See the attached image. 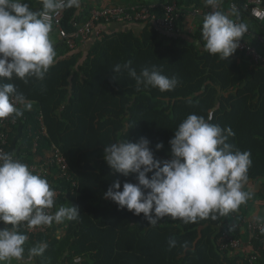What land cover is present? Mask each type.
Masks as SVG:
<instances>
[{"label": "trees", "instance_id": "1", "mask_svg": "<svg viewBox=\"0 0 264 264\" xmlns=\"http://www.w3.org/2000/svg\"><path fill=\"white\" fill-rule=\"evenodd\" d=\"M246 1L224 0L221 10L228 12L232 4L236 7L238 22L248 25L240 40L258 52L261 59L257 62L245 51L236 50L228 60L204 51L203 17L195 18L199 21L197 31L185 33L189 12L201 10L206 15L211 10L203 0H158L157 5L138 7L153 6L159 17L162 6L175 3L179 18L173 34L157 31L151 21L125 23L139 26L140 32L125 28L102 34L84 60L77 50L69 51L59 43L54 45L55 63L43 80L33 79L28 84L18 79L5 81L34 102L30 111L17 118L16 126L8 128L7 152H14L15 158L29 167L43 163L54 145L77 183V188H72L71 180L58 178L56 168L51 169L45 179L51 189L62 193L54 203L55 211L72 205L80 215L75 221L53 222L45 233L29 238L24 245L25 260H29V248L47 242L45 253L30 260L33 264H234V259L220 250L218 237L226 232L245 241V233L229 229L234 221H253L244 220L246 209L257 200L264 201V20L250 16ZM89 18L90 11L65 9L62 28L72 32L74 25L81 26ZM127 61L138 73L155 65L163 75H175L179 83L166 92L143 86L138 89L126 72L113 71L116 64ZM189 114L231 128L235 135L227 142L235 150L250 152L247 184L260 183L258 193H252L238 211L216 221L184 224L166 217L156 226H150L143 214L119 209L104 197L114 181H120L121 191L125 182L138 183L135 174L123 177L111 171L104 160V147L145 138L156 159L168 160L169 141ZM39 115L48 137L33 151L29 134L38 130ZM157 144L163 147L157 150ZM0 227L4 225L0 223ZM19 231L25 234L23 227ZM170 237L177 243L169 250ZM259 238L262 241L264 233L259 232ZM185 242L186 249L181 247ZM261 244L253 241V249ZM257 253V264H264V251Z\"/></svg>", "mask_w": 264, "mask_h": 264}, {"label": "clouds", "instance_id": "2", "mask_svg": "<svg viewBox=\"0 0 264 264\" xmlns=\"http://www.w3.org/2000/svg\"><path fill=\"white\" fill-rule=\"evenodd\" d=\"M211 9L203 18L201 35L203 50L228 60L239 41L248 31L245 22H238L235 6L221 10L224 0H204ZM41 11H34L24 0H0V121L13 120L30 111L33 101L27 100L12 81L24 84L43 80L55 63L57 53L50 38L53 14L64 9H79L81 0H40ZM235 17V18H233ZM115 73L126 72L135 80L137 88H156L161 92L174 90L179 81L173 75L162 74L155 65L145 66L139 73L131 61L116 64ZM235 133L231 128H221L203 116L189 114L170 139L168 160H158L141 138L132 143L126 140L104 147V160L113 173L123 177L136 175L138 183L114 181L104 193L119 209L143 217L150 226L162 218L179 219L184 224L210 219L216 221L238 211L252 198L245 191L251 154L235 150L227 141ZM162 144H157L160 150ZM152 173L149 177L148 174ZM55 191L48 181L34 174L29 167L15 158V153L0 150V264H27L24 245L28 236L21 227L34 229L50 226L53 222L75 221L80 211L76 206L54 207ZM262 225L264 218L256 217ZM175 238L168 240L169 250L176 246ZM187 248L185 242L181 245ZM47 242H39L28 249V259L42 256Z\"/></svg>", "mask_w": 264, "mask_h": 264}, {"label": "built area", "instance_id": "3", "mask_svg": "<svg viewBox=\"0 0 264 264\" xmlns=\"http://www.w3.org/2000/svg\"><path fill=\"white\" fill-rule=\"evenodd\" d=\"M234 6H230V9ZM245 9L248 10L250 16L258 21L264 20V1L263 0H247ZM236 8V7H235ZM65 10V9H64ZM64 10L58 14H53L52 19V31L58 34L61 42L67 47L69 51L76 49L77 47L84 45L88 40L100 39L102 32L100 26L106 23H140L151 21L155 29L161 33L173 34L176 30L175 22L179 18V14L176 9L175 3L170 5H164L161 7L162 14L157 17L153 12V6H134L132 8H123L119 6H109L105 8L93 9L90 12V18L81 26L74 25V31L67 32L62 28V19ZM211 11V10H210ZM207 12V11H205ZM204 13L201 10H195L188 13L187 25L184 28L185 33H194L197 31L198 25L194 23L196 17H203ZM238 51H245L247 56H250L253 61L257 62L261 59L258 52L248 46L242 40L239 41ZM39 128L37 131L30 132L32 139L33 151L37 149L38 142L42 138H47V131L42 121V116L39 115ZM17 119L11 118L0 121V150L7 152L8 134L7 130L9 127H14L17 124ZM45 161L41 164H33L29 166V169L37 175L46 178L50 175V171L53 167L56 168V175L58 178L69 181L71 180L72 188H77L76 181H73L69 173V166L60 150L52 145L50 151L45 154ZM55 201L62 194L60 191H55ZM73 193V191H72ZM55 203V202H54ZM54 207L50 210L54 214ZM234 218V217H233ZM47 227H38L34 229H28L23 227L24 233L28 236V239L45 233ZM262 225L256 221H239L233 222L230 227V231L239 230V233L246 234V240H242L240 237L237 238L232 233L223 232L218 237V246L221 251L227 253V257L234 259V264H257L259 262V253L264 251V238L259 241V232H261ZM241 230V231H240ZM240 234V235H241ZM261 242V247L256 250L253 249L252 242Z\"/></svg>", "mask_w": 264, "mask_h": 264}, {"label": "crops", "instance_id": "4", "mask_svg": "<svg viewBox=\"0 0 264 264\" xmlns=\"http://www.w3.org/2000/svg\"><path fill=\"white\" fill-rule=\"evenodd\" d=\"M25 3H30L29 7L32 8L34 11H38L42 4L40 3V0H24ZM204 2V0H203ZM158 0H81V7L79 8L80 12L83 11H92L93 9L98 8H105L109 6H119L123 8H132L134 6H140V5H157ZM199 21L197 19H194V23L197 24ZM264 25V23H263ZM125 28H133V30L138 34L141 30L139 26L136 25H123V24H116V23H106L100 26V31L102 34H112L119 31L124 30ZM50 38L53 41L54 45H57L59 43H62L60 38L58 37V34L55 31H52L50 33ZM95 41L94 38L88 40L84 45H81L77 47L75 50L76 52L81 53L82 59L84 60V57L86 56L90 46ZM80 60V63L83 61ZM245 191H249L251 193H258L261 190V184L258 182L255 183H248L244 187ZM264 210V201L257 200L246 209V216L244 220H253L256 221L255 217H258L260 212ZM1 228V227H0ZM28 263H30V260H25Z\"/></svg>", "mask_w": 264, "mask_h": 264}, {"label": "rangeland", "instance_id": "5", "mask_svg": "<svg viewBox=\"0 0 264 264\" xmlns=\"http://www.w3.org/2000/svg\"><path fill=\"white\" fill-rule=\"evenodd\" d=\"M259 217L264 218V210H262V211L260 212ZM255 218H256V217H255ZM11 264H18V262H16V261H12ZM28 264H33V263L30 261V263H28Z\"/></svg>", "mask_w": 264, "mask_h": 264}]
</instances>
